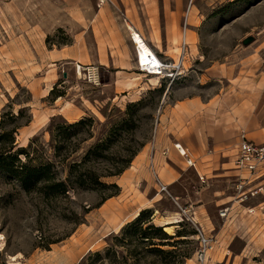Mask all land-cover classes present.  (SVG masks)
Segmentation results:
<instances>
[{"label": "rangeland", "instance_id": "rangeland-1", "mask_svg": "<svg viewBox=\"0 0 264 264\" xmlns=\"http://www.w3.org/2000/svg\"><path fill=\"white\" fill-rule=\"evenodd\" d=\"M114 2L121 14L130 2L128 16L173 71L170 77L131 71L123 83L130 88L127 96L116 95L113 69L98 66L99 78L94 72L90 80L87 68L77 72L76 65H56L49 58L28 63L37 54L32 38L40 37L30 31L40 26L48 49L83 35L93 64L88 66H96L101 33L87 26L80 31L70 13L74 6L93 13L97 0H0V134L18 127L15 150L24 147L30 154L28 159L21 154L22 161L50 163L54 179L64 184L52 190L41 182L26 191L0 168V264H87L91 253L103 251L144 209L173 216L158 223L170 219L167 233L174 239L171 245L155 239L172 253H150L140 264H264V182L238 188L250 175L233 163L240 131L264 143L256 141L264 138V93L253 107L264 83V0ZM248 37L254 39L246 45ZM28 71L45 74L55 93L34 99ZM59 94L79 114L93 111L71 121L49 116ZM194 99L201 108L187 106ZM134 151L150 171V195L161 198L142 210L135 198L137 169L124 174L136 155L123 173L110 175ZM158 151L162 169L153 164ZM212 153L231 167H220ZM200 231L213 240L204 263L198 260Z\"/></svg>", "mask_w": 264, "mask_h": 264}, {"label": "crops", "instance_id": "crops-1", "mask_svg": "<svg viewBox=\"0 0 264 264\" xmlns=\"http://www.w3.org/2000/svg\"><path fill=\"white\" fill-rule=\"evenodd\" d=\"M129 3L127 4L128 9L125 11L126 14L125 13L121 14L120 9L111 3H107L104 6L98 7V10H95L93 13H90V11L83 10L78 6H74L72 7L71 9L72 12L70 13L72 19L74 20V24L79 25L80 31L85 29L86 26L89 29L94 30L96 28L100 31L101 34L98 36V42H99L98 53L96 57L93 58V61L95 62V64H97L95 67L102 66L104 68L113 69L114 71L112 72V76L114 79L113 84L115 88V93L116 95L120 94L125 96L130 95L131 92H129L130 88L126 87L125 84L123 85V83L126 82V79H128V75L132 74L131 71L133 70L137 71L136 48L133 40L131 39V34H130L131 31L128 26L129 25L133 26V28L144 37V35L139 31V29L136 27L134 22L130 19V17L127 14L128 10L129 9L131 10V8H129L130 5ZM41 32L44 33V30L40 26L39 29L33 28L30 31V34H32V36L35 35L36 33V35L40 37L32 38L33 46L37 49V54L33 52L32 56L29 58L30 62L28 61V63H33L36 61L38 64H40L42 58L43 59L49 58L50 62L56 65H60V64L62 66L71 65V68H73L74 65L79 63L82 65H89V64L93 65L92 60L90 59L91 57L87 52L83 35L82 36L76 35L74 42L70 45H67L62 48L48 49L45 47L46 46L45 40L44 37H42ZM152 48L157 53L160 54V52L157 51V49L154 46H152ZM14 63L17 64L18 62L14 61ZM33 67L34 66L32 64L31 70H33ZM27 68L30 69L29 66ZM28 72L30 75L26 76L28 78L25 79H27L28 86L32 85V87L36 90V92L34 90H33L34 92H32V96L34 97V99L41 100L47 98L48 96H51L54 87L52 85L48 87L46 81H44L45 74L37 71H28ZM48 73L52 74L50 72ZM52 84L55 85L54 81L52 82ZM263 93H264V83L261 85L260 89H258V93L255 97V100L253 101L254 108L259 104ZM63 101H64L63 95L54 96V99L51 102V107L48 108L50 110L49 116H55L57 114H60L63 115L66 119L71 121L80 118L81 116H83V114L85 115L87 111L90 110L93 111L92 109L87 108L83 110L81 114H79L80 111L78 110L76 105L73 104V102H68V105H64ZM3 104L4 101L0 104V106H3ZM208 104H211V101ZM187 106L190 109H194V110L201 108L200 101L198 99L191 100ZM190 130L191 129L188 128L186 132L189 133ZM256 141L264 142V138H256ZM159 143H160L159 147H161V145L163 144L162 135L161 137H159ZM140 154L141 153L136 155V157L132 162V165L124 172V174L127 175V173L129 174L133 170L137 169V175H139V180L137 182L138 194L135 195V198L137 203L142 205L141 206L142 208L141 207L139 208L140 210H142L143 208L153 206V203H157L161 198L157 197L160 194H153V196L150 195L151 190H154L151 182V174L146 164L143 162V158L139 157ZM211 156L213 157V159L215 158V160H218L219 162L218 164L220 165V167L221 166L222 168L226 166L231 167L229 162L226 161L222 162L223 159L222 155L212 153ZM234 161H235V157L233 163ZM135 162H137V165L135 164ZM153 164L154 166H157L160 169L163 168V157L159 153V151L158 153L155 154V157L153 158ZM234 167H235V163H234ZM123 192H125V189L123 190ZM257 207L259 206H256V210L258 209ZM169 217H173V216L161 214L160 217H157V215L154 214L153 222L156 225H160V223H158L159 219L169 218ZM164 220H169L168 224L172 223L170 222V219H164ZM166 222L167 221H165L160 226H163L164 224H166Z\"/></svg>", "mask_w": 264, "mask_h": 264}, {"label": "trees", "instance_id": "trees-1", "mask_svg": "<svg viewBox=\"0 0 264 264\" xmlns=\"http://www.w3.org/2000/svg\"><path fill=\"white\" fill-rule=\"evenodd\" d=\"M56 88L52 90V95L55 93ZM62 95V94H59ZM131 119L124 122L126 127ZM84 123L80 120L77 124ZM18 127L10 131H4L0 134V168L8 174L16 178L26 191H32L41 182L46 184L45 187L56 190L58 187H64L63 182H58L54 178V173L51 171V164L31 165L22 161L21 154L26 158H30L29 152L24 147L16 148L15 132ZM123 129V127H121ZM137 152H133L123 166L115 173L116 175L123 173L132 162ZM154 210L144 209L132 221L128 222L116 235L110 237L112 243L109 244L103 251L91 253L87 259V264H140L142 258H146L148 254H161L166 250L160 248L155 239L168 240L167 243L160 245H171L170 239H174L169 235L164 226L156 225L153 222ZM181 236V235H177ZM152 246V247H151ZM179 258L183 256L182 253L178 254ZM151 264H154L151 262Z\"/></svg>", "mask_w": 264, "mask_h": 264}, {"label": "built area", "instance_id": "built-area-1", "mask_svg": "<svg viewBox=\"0 0 264 264\" xmlns=\"http://www.w3.org/2000/svg\"><path fill=\"white\" fill-rule=\"evenodd\" d=\"M107 3L115 4L114 0H97V6L101 7L104 6ZM131 39L133 40L136 48V66L137 71L139 73H143L146 75L151 76H171L173 71L170 70L169 62H167L163 57L157 53L154 49V54L151 56V58L148 61H143L140 55V48L138 43H136V39L134 37V34H131ZM184 47L187 45L186 41L184 40ZM80 67L83 69L87 68V71L89 72V79H94L92 77V73L96 72L97 79L99 78V69L98 67L92 66L89 67L88 65H82V64H76L77 72L80 71ZM92 68V70H90ZM82 69V70H83ZM159 71V73H155ZM171 74V75H169ZM93 82H95L93 80ZM173 138V137H172ZM165 153V152H164ZM235 167L239 170L247 172L250 176L247 178H241L240 184L237 185L238 188L241 186L243 187L246 185V182L248 183L256 180H260L264 182V143H257L254 140L250 139L247 135V132L245 130L240 131L239 134V140L237 144V153L235 156ZM252 179L251 180V178ZM158 183L160 185V188L162 191L167 190V186L164 185V183L161 182L159 177L157 176ZM261 190L264 193V184ZM258 192V191H257ZM253 209H251L252 211ZM227 209L224 211H221L222 216L227 215ZM198 238L201 241L202 248L199 252L198 260L201 263H204L207 258V251L212 248V237H209L204 232L200 231V234L198 235Z\"/></svg>", "mask_w": 264, "mask_h": 264}, {"label": "bare ground", "instance_id": "bare-ground-1", "mask_svg": "<svg viewBox=\"0 0 264 264\" xmlns=\"http://www.w3.org/2000/svg\"><path fill=\"white\" fill-rule=\"evenodd\" d=\"M129 25V24H128ZM129 27V29H130V31H131V34H134V37H135V39H136V43H138V45H139V48H140V55H141V58H142V60L143 61H148L150 58H151V56L154 54V51H153V49H152V47H150V45L145 41V39H144V37L140 34V33H138L134 28H133V26H131V25H129L128 26ZM189 37L191 38V35H189ZM185 38H186V35H185ZM188 39V38H187ZM186 40V39H185ZM176 65H178V63L176 64ZM81 69H82V67H80V71L79 72H81ZM90 70H92V68H90ZM155 73H159V71H157V72H155ZM93 74V73H92ZM92 77H93V75H92ZM93 78H95V77H93ZM96 79V78H95ZM180 148V150L182 151V153L184 154V151H183V149L181 148V147H179ZM139 215V213L136 215V217ZM165 221H167L166 222V224H164L163 226H164V228H165V230L166 231H168L169 232V229H170V225L168 224V222H169V220H162V221H160V223H164ZM17 258V257H16ZM16 260V259H15Z\"/></svg>", "mask_w": 264, "mask_h": 264}, {"label": "water", "instance_id": "water-1", "mask_svg": "<svg viewBox=\"0 0 264 264\" xmlns=\"http://www.w3.org/2000/svg\"><path fill=\"white\" fill-rule=\"evenodd\" d=\"M253 39H254L253 37H248V38H246V39L243 41V43L247 45V44H249L251 41H253Z\"/></svg>", "mask_w": 264, "mask_h": 264}]
</instances>
